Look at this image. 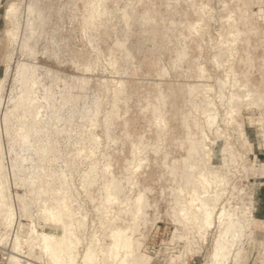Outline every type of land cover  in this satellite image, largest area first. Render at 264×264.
Here are the masks:
<instances>
[{"label": "rangeland", "instance_id": "374dc122", "mask_svg": "<svg viewBox=\"0 0 264 264\" xmlns=\"http://www.w3.org/2000/svg\"><path fill=\"white\" fill-rule=\"evenodd\" d=\"M204 3L212 10L207 15ZM11 5L17 11L9 17ZM246 6L251 16L238 10ZM0 11V176L7 185L6 203L16 214L0 245L4 264L13 254L24 255L14 248L15 235L20 222L29 223L32 216L37 226L41 223L36 201L43 199L42 193L51 206L65 195L87 217L81 252L93 233L103 244L111 242L104 229L112 218L99 209L105 205L103 174L104 180H120L125 200L139 191L146 194L142 249L153 246L159 258V243L168 254L179 239L174 235L186 234L193 252L189 250L185 262L162 255L160 263L207 264L219 219L215 216V227L203 242L196 226L177 219L173 192L186 184L188 160L204 165L192 137L201 136L194 117L203 127L206 116L193 103H205L194 88L207 84L224 133L216 138V149L210 147L217 150L224 135L233 144L227 153L220 151L226 153L222 161L213 151L217 159L209 169L228 176L229 204L242 205L247 212L241 218L244 236L236 240L227 264H264V221L257 220L264 215V0H2ZM233 12L236 20L227 22ZM186 18L200 22L185 25ZM231 30L236 42L222 53L221 35L233 40ZM24 78L29 87L37 82L30 91L43 105L28 141L22 130L26 102H17ZM232 93L237 95L233 102ZM139 159L140 168H131ZM92 167L98 180L90 178L86 184ZM123 208L113 205L111 217ZM5 219L2 208L0 232ZM133 221L123 213L117 224ZM37 255L20 257L24 264H47Z\"/></svg>", "mask_w": 264, "mask_h": 264}, {"label": "bare ground", "instance_id": "6f19581e", "mask_svg": "<svg viewBox=\"0 0 264 264\" xmlns=\"http://www.w3.org/2000/svg\"><path fill=\"white\" fill-rule=\"evenodd\" d=\"M249 8L250 6H246L245 9L242 10V8H238V10L242 12L245 10V12L251 16ZM16 11L17 7L11 5V7L7 9V15L10 17V15H14ZM211 11V8L204 3L202 12L207 15V12L211 13ZM253 13L254 11L252 14ZM234 15L233 12L231 18H227V22L236 20V18H233ZM184 21L185 25L188 24L190 26H194V24H199L200 22L199 19L194 21L187 18ZM232 29L238 30V27L233 26ZM232 32L233 31L231 30L229 35L234 37L233 40L228 35H221L220 44H222V47L220 48V52L226 53V51L230 50L227 46L236 42L235 36ZM14 33L15 32H10L12 39H15ZM213 58L218 59V56L215 55ZM203 68V66H199L202 73ZM27 69L28 67H26V70ZM232 73L236 77L235 71ZM238 82L239 81L236 83ZM30 83L31 85L29 87L28 79L24 78L23 90L20 91L17 97L19 105L26 102L24 106L26 112L23 117L24 121H22L23 134L26 136L25 141H28V137L34 129V122L41 119L40 117L42 116L43 107L37 94H33L30 91V89L32 90V88L36 86L37 82L31 81ZM222 85H226L225 80L222 81ZM194 89L197 95L203 97L202 102L205 100V103L203 104L196 100L193 103L197 110H202V113L205 114L206 123L202 127L200 119L195 116L194 122L199 127V134H201V136L192 137L193 149L196 151H199L198 149L201 150L202 155H200V157L204 160V165H199L198 161L189 162L188 158H186L188 161L185 166V176L183 174V177L186 179V184L185 186H178V189L173 190L177 204V219L180 220V223L185 224L186 226L189 225L191 228H195L194 226H196L200 238L203 242L207 243L209 231L215 227L216 216L217 219H219L218 222L220 229L215 238L213 249L210 254L211 260H209L207 264H227V259L232 253V248L234 247L236 240L244 236L245 225L241 218L244 217L247 212L246 208L242 205L231 206L229 204L230 196H225L229 193L226 192V186L229 184L228 176L222 173L221 170L219 171L215 168L209 169L211 162L213 167H215L217 159V157H213V151H216L214 152L216 153V156L217 154L221 156L220 161H222L223 156H225L228 150L233 149V144L229 142L227 135H224V141L220 143L217 148L219 151L211 149V144H213L214 149H216V138H220L224 134L223 129H221L218 124V115L214 110V107L216 106L208 96L210 91H212V87L207 84L204 85L203 88L196 87ZM235 98H237V95L232 93L230 100L233 102ZM246 100H248V98ZM234 111L235 110H233V112ZM233 112L230 113L231 117H233ZM39 113H41L40 116ZM29 114L33 120L28 117ZM230 116H228V118H231ZM157 118H159V116H157ZM258 124H262V122H258ZM206 125L209 127L208 130L205 129ZM243 135L241 134V136ZM96 137H93L95 143H97ZM212 138L215 139L212 141ZM210 149L212 151H210ZM221 150L226 151V153H220ZM131 161L133 162V160ZM140 161L141 160L139 159V162L137 161L138 163L133 162L130 164V167L137 170L140 168ZM222 166L226 167V164ZM94 167H92V173L88 175L90 177L87 179L88 182L86 184L91 183L90 178H93L95 181L98 180V176L93 173V171H96V167ZM109 169L110 165L107 164L105 167V173ZM103 175V177L106 178V175ZM103 177L101 178L103 179L102 181L105 187V192L102 195V200L105 205L99 207V209L101 215L107 218H112L109 227L106 226L104 229V231L108 232V235L111 237V242L103 244V242H100L97 235L93 233L86 246H84L83 252H81L80 248L83 240L86 239L85 234L88 224L87 217L80 214V212H77L73 202L68 200L65 195L58 197L56 205L51 206L49 204L50 202H47L45 199L46 195L42 193L44 195L43 199H39V204L36 201V206H39L37 212L40 216L41 223L37 226L36 223H34L33 216L29 223L20 222L18 225V234H16L15 230L14 248L18 252L24 253V255L21 253H19V256L14 254L11 255L9 264H24L21 257L29 258L34 253L38 254L37 257L47 264H79V260L84 264H159V259L162 255L180 257L185 262V257H188L187 253L189 250H192L193 252V241L187 238L186 234H180L177 236L178 233H176V228H174V232L176 233L174 237L179 239L178 241L175 240L173 246H171L175 251L171 248L170 252L166 254L164 252L166 246L159 243L161 246H159V252L156 253L159 256V258H157L154 257L155 254H153V251L155 248L153 246H146L147 248L145 247L143 249L141 248L140 239H142L143 233L140 232V221L145 217L146 209L149 205V201L145 197L146 194L139 191L134 199L130 198L129 200H125L122 197L123 187L121 186L120 180L115 177L104 180ZM6 191L7 185L0 176V209L5 208L6 212V219L3 223L4 228L0 232V245L6 240L8 229L10 225L13 224V217L16 215L13 206L6 203ZM19 197L21 198V196ZM222 199H225L226 202ZM21 200L23 201L22 198ZM115 204H123L125 208L119 211L121 214H116L111 217L112 206ZM123 213H129L134 221L129 222L125 226H119L117 221L122 219ZM23 220H26V218H23ZM19 231H22V236L19 234ZM188 231L190 232V230ZM192 237L196 240L197 236L192 234ZM185 240L186 242H184ZM98 244L99 248L96 246ZM24 245L28 247L27 250H25L26 247ZM37 249L39 250V253H37ZM187 262L188 261H186V263ZM26 264L32 263L26 262Z\"/></svg>", "mask_w": 264, "mask_h": 264}, {"label": "crops", "instance_id": "0c3cea01", "mask_svg": "<svg viewBox=\"0 0 264 264\" xmlns=\"http://www.w3.org/2000/svg\"><path fill=\"white\" fill-rule=\"evenodd\" d=\"M1 1L0 0V4H1ZM1 20H2V14H1V11H0V25H1ZM262 191H263V198H264V184L262 185ZM262 209H264V207L261 205ZM259 215V214H258ZM257 220H260V221H264V215L261 216V214L257 217Z\"/></svg>", "mask_w": 264, "mask_h": 264}, {"label": "built area", "instance_id": "2783aa9c", "mask_svg": "<svg viewBox=\"0 0 264 264\" xmlns=\"http://www.w3.org/2000/svg\"><path fill=\"white\" fill-rule=\"evenodd\" d=\"M4 259H5V258H3V259L0 258V264H4Z\"/></svg>", "mask_w": 264, "mask_h": 264}]
</instances>
